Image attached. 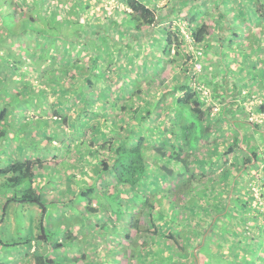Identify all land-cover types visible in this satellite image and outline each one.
<instances>
[{"label": "trees", "instance_id": "obj_1", "mask_svg": "<svg viewBox=\"0 0 264 264\" xmlns=\"http://www.w3.org/2000/svg\"><path fill=\"white\" fill-rule=\"evenodd\" d=\"M68 1L21 0L20 4L19 0H3L0 3L3 66L0 67V157L9 154L8 146L11 153L8 164L0 166V198L5 199L0 206V224L11 204L41 209L36 222L38 233L28 240L36 248L30 246L29 263L21 261V264H84V260L89 264H119L124 254L119 246L105 254L98 247L104 238L111 246L120 242V237L115 236L112 243L114 236L110 235L116 231L131 239V230L139 237L147 236L143 246L151 247L146 249L145 259H137V264H200L199 253L207 243L211 244L212 256L221 258L214 264H264V207L253 205L255 196L251 186L249 196L245 199L238 196L236 188L242 182L239 176L245 170L229 156L234 146L228 139L231 128L226 134L222 129L214 130L213 145L206 157L195 154L196 147L192 145L200 144L214 122L219 121L211 114L212 106H205L198 88L208 84L193 65L202 58L198 48H202L203 58L207 57L208 39L216 32L209 20L201 22L200 0H181L196 2L191 10L178 15L181 18L177 22L186 24V33L180 26L175 28L172 21L158 23L161 7L158 0H125L129 10L122 11L123 23L120 19L97 16L86 20L84 17L92 14L91 4L85 0L80 8V1L77 0V5ZM245 3L253 8L264 29V0ZM243 15L240 6L233 13L230 28L235 38L241 36L238 30L246 28L247 24L243 23L247 19ZM124 34H139L140 41L147 37L143 44L139 43L141 51L132 40L121 39L120 35L125 37ZM255 43L250 40L247 43L250 51L243 55L255 53L258 65L250 66L248 74L258 77L264 87V55H257ZM93 44L94 51L88 54ZM122 44L131 51H122ZM224 48L238 54L241 47L230 41ZM135 50H138L136 56L131 53ZM182 50L193 65L190 70L182 67L188 64L181 57ZM116 51L121 55L117 57ZM138 59L145 61L143 65H138ZM161 66L162 71L168 69L170 77L163 76L158 85L149 75L138 71L146 68L152 75L162 76ZM8 71L21 74L15 81L6 77ZM28 72L33 75L25 79ZM222 78L221 82L217 79L222 93L232 85L242 92L243 87L234 79L229 81L225 75ZM212 94L223 97L215 88ZM102 103L106 105H98ZM242 108L241 103L235 105L231 119L235 127L239 126L236 118L247 116L241 115ZM261 110L264 111V102ZM32 111L34 115L29 114ZM109 113L114 114L113 123L99 119ZM209 116L213 117L211 124H207ZM225 121L223 113L220 124ZM75 142L80 154L74 162L68 155ZM60 151H64L63 159ZM83 153L91 161L87 162ZM246 159L247 169L251 158ZM79 161L89 166L76 171ZM192 163L197 164L195 169ZM58 184L65 185L59 189L60 196L52 194L49 199L48 188ZM261 196L264 198V194ZM48 203L56 204L61 213L49 212ZM79 203L85 205L77 207ZM180 203L188 210L182 219ZM147 210V216L143 217ZM215 213L221 216L216 218ZM48 215L53 216L52 223L54 215L62 217L61 222L66 217L72 218L65 220L68 226L62 225L66 230L63 236L52 239L55 230L48 227L49 223L45 224ZM123 218L126 224L121 223ZM89 232L93 238L85 243L88 249L80 251L76 242L86 238ZM44 243L48 251L42 254L38 247ZM213 244H217L215 250ZM163 245L170 250L166 259H158L154 249ZM91 248L96 249L95 261L88 255ZM101 259L106 261L102 263Z\"/></svg>", "mask_w": 264, "mask_h": 264}, {"label": "rangeland", "instance_id": "obj_2", "mask_svg": "<svg viewBox=\"0 0 264 264\" xmlns=\"http://www.w3.org/2000/svg\"><path fill=\"white\" fill-rule=\"evenodd\" d=\"M14 1L16 2L18 0H14ZM19 1L21 4V0H19ZM78 1H80V6H81L80 8H82V3L85 0H78ZM103 1H105L106 3L108 2L107 0H103ZM166 1L167 0H158V3L160 5H162V4H165ZM68 2L74 3V5H77V4H75V3H77V0H69ZM87 2L97 4V3H99V0H87ZM120 2H121V0L111 1L110 3H115L116 5L108 4L111 7L109 9H113L112 6L115 8V6H118ZM0 3H3V0H0ZM119 6L123 7V5H119ZM98 7L99 6H97V8ZM24 9L26 11L29 10L28 7H25ZM59 11L62 12L65 10L60 9ZM85 15H87V14H85ZM84 18H87V16H85ZM241 23H242V21H241ZM244 24L245 23H243V25ZM185 25L186 24H183L182 26H185ZM19 30H21V27L19 28ZM242 30H244V29H242ZM242 30H240V32H243ZM254 31H257V30L254 29ZM254 31L252 29L249 30V32L245 33V35L242 39H240L238 41H234V43H236V45L238 47L242 48V46H244L248 43L247 39L248 40L250 39L251 34L255 33ZM1 39H2V37L0 38V40ZM260 45L261 44H259L257 42L254 45V48H259ZM247 46H248V44H247ZM2 48H5V47L3 46V47H1V49ZM64 52H65V55L67 57L74 60V57L71 56L70 53H68L66 51H64ZM88 54H92L91 51ZM257 55H264V51L262 50L261 52H258ZM200 56H202V55H200ZM250 58H253L252 59L253 62L251 63L250 66L258 65V60L256 57L250 56ZM0 67H1V69L3 67L1 65V62H0ZM234 67H236V65ZM198 68H199V66H198ZM30 69H32V67H30ZM249 69L251 70V67ZM245 70L246 71H244V75L242 73V77H243V80L246 82L247 86H242L243 87L242 92H240V89L237 91L236 87H230L229 89H226L224 91V93H222L220 90V93L223 94L222 98L221 97L219 98V96H217L216 94H212V92H210L211 95L207 96L206 98H203V99H205V106H208V105L212 106L211 114L213 116H216V118L219 121L214 122L210 132H208L206 135H204L202 137L200 144H196V143L194 144L193 143L192 145H194V148L196 147L195 151H194L195 154H198L199 156L206 157V155L208 154V149L210 147H212V145H213L214 138L211 136L214 135V130L215 129H222L227 133L228 128H231V131L228 135V139H229V143L234 144V146H233L232 152L229 154V156H231L230 158H232V160L234 162H240L241 166H243L244 170H245V172H243L244 174L242 173L239 176V182H241V181L242 182H241V184H239L240 186H238L236 188V191H238L239 197L241 196V198L245 199L246 196H249L247 193H248V190L251 186L253 194L255 196V200L253 202V205L254 206L258 205V207H261V209H263L264 198H263V196H261V193L264 194V191H262V189H264L263 188V186H264V121L261 123L255 122L256 125L260 128V129H257L251 123H249L250 119H251V116H249V113L251 111H254L255 115L258 114V112H256V111H259V109H260L259 105H262L261 100H263V102H264V98H263L264 97V87L260 85L261 82L258 81L259 80L258 77L254 78L255 75L253 76L251 74H248V70L247 69H245ZM20 72L23 73L22 70ZM20 72H19V74H21ZM3 75H4V72H2V76ZM6 75H7L6 76L7 78L9 76V78L15 80L13 78L14 74H12V73L10 74L9 71L6 73ZM18 75H15V76L17 77ZM32 75H33L32 72H28L24 78L28 79ZM220 80H221V78H220ZM227 80L230 81L231 79L227 78ZM160 81H161V76H160V78L158 76L156 79H154L153 83L158 85L160 83ZM241 93H242V96H240ZM254 96L257 97V101H251ZM236 98L238 99V101L235 100ZM239 103H241V106L243 107L242 109L244 110L243 114L241 113V115L247 114V116L246 117L243 116V118H236L237 119L236 123H239V126L235 127L233 124V121H231V119L233 116V111L235 110V105L238 107ZM118 104H120V102ZM223 113H225L226 121L224 123L220 124V119L223 120ZM29 114L34 115L33 111L31 113L29 112ZM262 119H264V115H263ZM212 120H213V117L209 116L207 124H211ZM217 124H220L222 126L220 128H216ZM67 132L68 133L70 132V130L68 128H67ZM166 136L169 138L170 134L167 133ZM235 138H236V141L234 143ZM220 140H221V138H220ZM76 144H77V142H75L72 145V147L70 148L71 152L68 155V158H70L72 161L76 160V158L78 157V153H77L78 148H77ZM226 144H227V142H226ZM198 145H199V147H198ZM221 145H222L221 150H223L224 145L223 144H221ZM220 153H222V152H220ZM254 153H256V155ZM63 158H64V155L61 153V159H63ZM246 158H251V164H248L247 169H246V164H245V162L247 160ZM77 165H78V168L75 169L76 171L80 170L81 163H79ZM191 167L193 169H195L197 167V164L192 163ZM63 182L61 184H64ZM64 186H62L61 188H64ZM46 191H47V186L44 188V191L42 192V194L44 196H45ZM60 194L61 193H58V192L55 193V197L60 196ZM52 196L53 195L51 194L49 199H51ZM186 197L191 198L190 195H186ZM4 201H5V199L0 198V206L3 205L2 202H4ZM51 201L52 200H50V202ZM49 204L50 203H48V205ZM233 204H234V202H233ZM16 205L11 204L10 206H8V208L5 212V220L3 223L0 224V242L3 243V244L0 243V249L1 248L3 249L2 251L0 250V262H1V264H21V261H22L21 258L23 260H26V263H29L28 260H30L29 258L31 256L28 255V251H30V246L33 247L34 249L36 248V246L33 243L29 242L28 240L33 238V236H35L36 233H38L37 232L38 228H37L36 222L40 217V210L41 209H39L38 206H34V205L33 206L29 205L28 207L27 206L23 207V205H17V206ZM82 205H85V204L79 203V204H77V207H80ZM179 205H182V204L180 203ZM183 205H187V204H185V202H184ZM182 206H181V208H179V214L181 215V219L183 217V214L188 212L186 206H183V207ZM56 207H57L56 204H50L49 205V212L54 211L56 214V211H57ZM148 212H149V210L146 211L145 215L143 214L144 215L143 217H146ZM80 214L81 213H78V217H80ZM214 216L216 218H219L221 215L215 213ZM54 217L55 218H54L53 223H52L53 216L52 215L46 216L45 218L47 221L45 222V224L49 223L48 227L53 226L55 231L53 230L54 232H53L52 239H57L60 236H63V233L66 232V230L62 229V227L65 228L62 225L68 226L65 223L66 222L65 220L71 221L72 218L66 217V218H64V221L61 222L62 217H57L55 215H54ZM177 218H178V221L180 223L181 222L180 216L178 214H177ZM121 223L126 224L127 220L126 219L124 220V218H123ZM75 224H77V227L79 226V222H77ZM126 228H128V226H126L125 229ZM130 233H132L131 236L133 235L131 239H128L125 236H122L121 234H119L118 231L112 233L110 235V236H114V237H112V243L114 242V240H116L115 236L120 237L118 240H121V241L118 243L115 242L116 245L111 246L110 243H106V239L104 238V240L102 241V244L99 245L98 250L101 251V254L111 253V251L112 252L115 251L116 247L119 246L118 249L120 251L121 250L124 251V254H122L120 256L121 263H119V264H132L133 259H136V261H134V264H137L136 263L137 259H145V256L148 255V252H147L148 250H146V249H151V247L143 246L144 245L143 240H147V236L146 237L145 236L139 237L138 235L135 234L134 230H131ZM216 233H218V231ZM78 234L81 235L80 233H78ZM200 234L201 233L199 232V236H200ZM219 234H222V230L220 231ZM91 238H93V235L91 232H89V234H88V236H86V238H82L78 242H76V245L80 246V248H79L80 251H84V250L88 249L87 246L85 247V243ZM163 242H165V241H163ZM195 242H198V241L195 240ZM68 245L69 244H66V246H68ZM110 246H111V248H110ZM212 247L215 250L217 248V244H213ZM38 249L42 254L45 252L47 253L48 245L46 243L41 244V246H39ZM66 249H67V247H66ZM192 249H193V247L191 248V252L193 253ZM200 249L201 248L199 247V250ZM202 249H204V250L202 252L200 251V253H199V256H200L199 259L201 260L200 264H214L215 260L217 261L218 259H221L219 256H212V248H211L210 243H207L206 245H204V247ZM95 250H96L95 248H91V250L88 251V255H90V258L94 261L97 259V255L95 254ZM154 250H155V254L157 253V255H158V259H166L165 256H167V253L170 250V248H166L163 245L162 247H158ZM6 253L8 254L7 257H5V255H7ZM155 254L152 256L156 257ZM68 255L72 256L73 252H68ZM149 259H151V258H149ZM87 261H90V259H87ZM101 261H102V263H104L106 260L101 259ZM89 263H91V262H85V260H84V264H89ZM109 263H111V262H109Z\"/></svg>", "mask_w": 264, "mask_h": 264}, {"label": "crops", "instance_id": "obj_3", "mask_svg": "<svg viewBox=\"0 0 264 264\" xmlns=\"http://www.w3.org/2000/svg\"><path fill=\"white\" fill-rule=\"evenodd\" d=\"M107 1H108L107 3L103 0H99V3H97V4L90 3L91 6H90L89 11H91L92 14H88L86 20H88L89 17H91V16H97L98 19H100V18L105 19V17H108V18H112L115 20L116 19L121 20V15L123 14L122 11H124L125 9H123L119 5H123L124 7L125 6L128 7L125 0H121L119 5L115 6V8L112 6L113 9H109L111 7L108 4H112V5H116V4L110 3L113 0H107ZM246 1L247 0H202V1L200 0L201 7H202L201 11H200L201 17H202L201 22L209 20L210 21L209 23L212 24V26L215 28V31H216V32H214V36H211L208 39V45H210V47L208 50L209 53L207 54V58L206 57L203 58L205 55H202V58H200L201 59L200 63H201L202 68H198L196 70V72H199L200 74L203 73L202 74V76L204 78L203 80L208 84V87L207 86L206 87L210 90V92L214 91V88L216 90L218 89L220 92L219 82H221L224 78H222L219 82H217V79L221 78L223 75H225L227 78L234 79V82H237L238 86H241V87L247 86L246 82L243 80L242 73L244 75V71H246L245 69H247L248 71L250 70L249 68H250V65H251L252 59H253V58H250V56L256 57V55H255V53H253L252 55H248V56L243 55V53L246 54V53H248L247 51H250V49L249 50L247 49L248 48L247 44L244 45L242 48H240V51L238 52V54H234L233 52H229L228 50H226L224 48L226 43H228V42L230 43V41H232L234 43V41H238V40L242 39L244 37L245 33L249 32V30L252 29L254 31V29H256L257 31H254L255 32V33H253L254 35L251 34L250 39L249 40L247 39V41L249 42L250 40H254V41H256V43L257 42L259 44L262 43V45L256 49L258 50L257 52H261L262 50L264 51V48H263L264 38H262V34L264 33V29L261 27L263 25L260 26L261 21L258 20L257 14L253 13V8H251V6H249V5L246 6V3H245ZM195 4H196V2L182 3L181 0H167L165 2V4L161 5L160 10L158 11V15H159L158 16V23L163 24V23H169L172 21V23L176 26L175 28H177L178 26L181 25L180 23L177 22V20H179V18H181L178 15L180 13H182L181 11H183V12L185 11V13H186L187 11L191 10ZM97 6H99V7L97 8ZM235 6L237 8H235ZM239 6H240V9L242 8L244 10L243 16L247 19V21L245 23L247 25H246V28L244 30L240 29L243 31V32H241V36L235 38V36H233V34L231 33L232 29L230 28V25H232L234 22V19L232 17L233 13H235L237 11ZM247 7L249 9H247ZM248 10H250V12H248ZM238 21H239V23H241L240 22L241 19L238 18ZM121 22L123 23L124 21L121 20ZM114 23H118V21H114ZM220 26H221V29H220ZM115 27L120 30L119 26H115ZM240 30H238V32ZM106 32H110V31L106 30ZM124 36H125V34H124ZM140 36L141 35H139V34H136V35L128 34L125 37L120 35L121 39L128 38V39L132 40L133 43L138 44L137 48L139 51H141L139 43L141 42L143 44V42H145L147 40V37H143L144 40L140 41L138 39V38H140ZM144 45H146V44H144ZM93 47H95V44H93L91 46V49H90L91 53L94 51ZM138 50H135L134 52H131V53L136 56ZM122 51H124L125 53H129L128 51H131V50L127 49L123 45ZM116 52H117V57H118V55H121V52H118V51H116ZM124 52H123V54H124ZM227 53H230L229 54L230 56ZM109 54H110V52H109ZM225 56H228V57H225ZM181 57H183L184 62L187 61V63H188L186 65L183 64L182 65L183 68L187 67L190 70V68L193 65L195 66V64L192 65L190 60L187 59L186 52L183 50L181 52ZM143 62H145V61L144 60L141 61L140 59L137 60L138 65L139 64L143 65ZM235 65H236V67H234ZM163 69H164V67L161 66V71ZM167 70L168 69H166L165 71H162L163 75L161 76V75H158L157 73H154L152 75L149 72V69H146V68H144L143 70L138 69V71H140L141 73H145V74L149 75V77L152 78V81H154V79H156L158 76H159V78H160V76H161V78L163 76L165 78L170 77V74H168ZM13 78L15 79L16 76L14 75ZM17 78H19V77H17ZM169 79L165 82H168ZM186 80L187 79H183V81H186ZM212 82H214V85L211 84ZM232 87H233V85H232ZM236 100L238 101V99H236ZM119 102H120V100H117V104ZM98 105L99 106L100 105L105 106L106 103H102V104H98ZM90 115H92V113H90ZM113 118H114L113 113H109L105 117H99V119L104 123L105 122H108V123L112 122L113 123ZM173 133H175V132H173ZM7 142L8 143L10 142L9 139L7 140ZM8 145L9 144H7V146ZM7 146L5 145V147H7ZM9 147L10 146L7 147L8 148L7 152L9 151L8 153L11 154ZM2 148H4V147H2ZM81 149H83V152L85 151V148H81ZM61 152L62 151H60V153ZM9 154H7L6 156L1 155L2 158L0 157V166H2V164L3 165L8 164V162L11 160V159L8 160ZM18 154H20V153H18ZM78 154H80V153H78ZM83 155L86 157L85 159L87 160V162L91 161V157L85 155L84 153H83ZM60 159H61V157H60ZM84 162H85V160H84ZM79 163H81L80 169H82V167L87 168L89 166L88 163L85 164V163H82L81 161H79ZM43 179H46V178L43 177ZM85 180H86V178L84 179V181ZM57 186L58 187L52 188V186L50 185L49 188L47 187L50 195L53 194L55 197V193L59 192V189L61 188L60 184H58ZM50 188H51V190H50ZM65 190H67V188L62 189V191H65ZM60 213H61V209L57 210L56 215H58ZM0 250L2 251L3 249L1 248ZM28 255L31 256V254H28ZM7 256H8V254L5 255V257H7ZM21 260L26 262V260H23L22 258H21Z\"/></svg>", "mask_w": 264, "mask_h": 264}, {"label": "built area", "instance_id": "obj_4", "mask_svg": "<svg viewBox=\"0 0 264 264\" xmlns=\"http://www.w3.org/2000/svg\"><path fill=\"white\" fill-rule=\"evenodd\" d=\"M182 29L185 33L187 32L184 26ZM191 39L192 38L190 36H188V40L191 41ZM198 49L200 50V52H198V54L200 55L202 53V48H198ZM193 85L196 86V84L194 82H193ZM199 91H200L201 95H203L202 96L203 98H206L207 96H209L211 94L210 90L208 88L204 87V85L199 87ZM251 101H257V97L254 96ZM263 115H264V112L258 113L257 115H255L254 112H251V120L254 122H257V123H261L264 121V119H262Z\"/></svg>", "mask_w": 264, "mask_h": 264}, {"label": "clouds", "instance_id": "obj_5", "mask_svg": "<svg viewBox=\"0 0 264 264\" xmlns=\"http://www.w3.org/2000/svg\"><path fill=\"white\" fill-rule=\"evenodd\" d=\"M160 5V4H159ZM161 6V5H160ZM123 9H125V10H129V6L128 7H122ZM180 27H181V29L183 28V26L182 25H180ZM185 27V26H184ZM183 30V29H182ZM195 51V50H194ZM198 51V50H197ZM175 53V52H174ZM193 55L195 56V54L193 53ZM199 55V54H198ZM200 55H202V54H200ZM199 55V56H200ZM196 66H197V69H198V66H199V68H202V66H201V63L200 62H198L197 64H195ZM195 87H197V86H195ZM206 87V86H205ZM198 88V87H197ZM207 88V87H206ZM199 89V88H198ZM211 95V94H210ZM203 95H201V97H202ZM203 98V97H202ZM261 104L263 105V100H261ZM262 105H259L260 106V109H259V111H256V112H258V113H261V112H264V111H262L261 110V107H262ZM249 112V111H248ZM251 112H254V111H251ZM251 112L249 113V116H251ZM248 116V117H249ZM249 123H251V124H256L254 121H252L251 119H250V122ZM228 130H229V128H228ZM224 131V130H223ZM228 132V131H227ZM224 134H226V132L224 131ZM155 182L157 183H159V180L157 179V180H155ZM34 249V248H33Z\"/></svg>", "mask_w": 264, "mask_h": 264}]
</instances>
